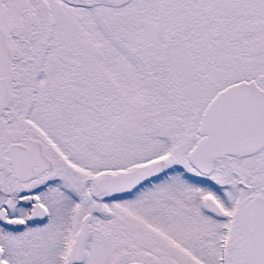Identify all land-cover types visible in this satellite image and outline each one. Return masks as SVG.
Here are the masks:
<instances>
[{
	"label": "snow or ice",
	"instance_id": "obj_1",
	"mask_svg": "<svg viewBox=\"0 0 264 264\" xmlns=\"http://www.w3.org/2000/svg\"><path fill=\"white\" fill-rule=\"evenodd\" d=\"M0 264H264V0H0Z\"/></svg>",
	"mask_w": 264,
	"mask_h": 264
}]
</instances>
